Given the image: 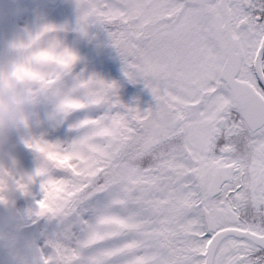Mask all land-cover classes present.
<instances>
[{
	"label": "snow or ice",
	"instance_id": "obj_1",
	"mask_svg": "<svg viewBox=\"0 0 264 264\" xmlns=\"http://www.w3.org/2000/svg\"><path fill=\"white\" fill-rule=\"evenodd\" d=\"M75 7L78 30L102 28L154 103L78 80L108 111L66 145L29 143L41 161L17 187L40 184L42 264H264V0Z\"/></svg>",
	"mask_w": 264,
	"mask_h": 264
},
{
	"label": "clouds",
	"instance_id": "obj_2",
	"mask_svg": "<svg viewBox=\"0 0 264 264\" xmlns=\"http://www.w3.org/2000/svg\"><path fill=\"white\" fill-rule=\"evenodd\" d=\"M46 16L40 0H0V33L8 35L0 41V264H42L43 247L33 231L34 204L17 207L18 194L24 195L17 180L24 176L3 162L19 143L37 140L34 127L80 103L65 86L76 60L64 55L61 30ZM40 53L49 59H36Z\"/></svg>",
	"mask_w": 264,
	"mask_h": 264
},
{
	"label": "rangeland",
	"instance_id": "obj_3",
	"mask_svg": "<svg viewBox=\"0 0 264 264\" xmlns=\"http://www.w3.org/2000/svg\"><path fill=\"white\" fill-rule=\"evenodd\" d=\"M56 0H40V3L46 10L47 16L46 19L49 23L58 27L60 31V38L62 42V46L70 51L77 57L76 63L91 61L96 57L97 53L85 46V51L83 49H77L73 47V39L75 37H83L86 39V43H94L93 38L91 37V29L89 28L87 33H81L77 28V11L75 7V0H68L66 5L63 7H57L55 10L51 11L50 6L55 4ZM8 39V35L6 33H0V41H4ZM79 70L74 69L72 71V75L69 76V79L66 78L65 86L68 90L73 91V95L77 98L80 103L86 105V107L77 109L67 116H63L59 119L54 120V122H48L46 124H41L39 126L34 127L32 131V135L37 139H43L48 143H61L68 144L72 140L76 139L79 134H81L84 129H79L76 126L81 124L84 120H96L99 119L102 115H104L107 110L103 104L98 106L95 111H93L94 104H90L87 100L86 90L84 89H74L76 88L77 81L83 82L90 77H78L76 74ZM106 81L113 83V81L104 78ZM103 78H99V80H103ZM145 87V86H144ZM147 93L150 95L149 99H153L150 92L147 90ZM129 95V94H128ZM130 96H133L130 95ZM138 101L145 102L144 99H148L147 96L141 95L139 98V94H135ZM129 97V96H127ZM122 103H126L125 100H121ZM120 101V102H121ZM136 107L141 109L140 105ZM141 110H145L143 107ZM45 119H48L47 117ZM12 159L6 160L3 162V166L5 168L13 167L16 172L23 176H29L35 173L36 169L39 167L41 156L39 153L30 149L24 143H19L17 147L11 153ZM28 159H31L28 160ZM29 196L35 202L38 201L41 196V189L39 182L34 183L29 186Z\"/></svg>",
	"mask_w": 264,
	"mask_h": 264
},
{
	"label": "trees",
	"instance_id": "obj_4",
	"mask_svg": "<svg viewBox=\"0 0 264 264\" xmlns=\"http://www.w3.org/2000/svg\"><path fill=\"white\" fill-rule=\"evenodd\" d=\"M68 0H57L53 5L51 11L55 10L57 7H63L66 5ZM91 37L94 40V43H86V39L83 37H76L75 41L73 42V47L77 49H83L84 51L85 46H88L89 49L93 50L95 54L97 53L96 57L91 61L79 62L74 64L73 70H79L78 77H95L99 78H107L108 80L113 81L114 84L117 86L119 99L125 100L126 103H121L126 106L136 107L137 105L141 106V109L145 107V110L154 103L153 99H149V94L147 93V89L144 87V83L142 81H137L135 83L130 82L128 78L124 75L123 64L117 55L116 51L112 48L111 44L108 41L106 32L99 27H91ZM72 70V71H73ZM73 73L71 72L70 76ZM69 79V76L67 77ZM103 81V80H102ZM104 82L109 83L104 79ZM129 94V95H128ZM133 94V96H130ZM135 94H139V98L141 95H145L148 99H144L145 102H139ZM129 96V97H127ZM100 104H94L93 111L96 110ZM106 107L105 105H103ZM107 111V107L105 108ZM31 161V159H28ZM36 203L31 197L25 195L18 194L17 200V207L24 208L29 205Z\"/></svg>",
	"mask_w": 264,
	"mask_h": 264
},
{
	"label": "flooded vegetation",
	"instance_id": "obj_5",
	"mask_svg": "<svg viewBox=\"0 0 264 264\" xmlns=\"http://www.w3.org/2000/svg\"><path fill=\"white\" fill-rule=\"evenodd\" d=\"M132 95V94H131Z\"/></svg>",
	"mask_w": 264,
	"mask_h": 264
}]
</instances>
